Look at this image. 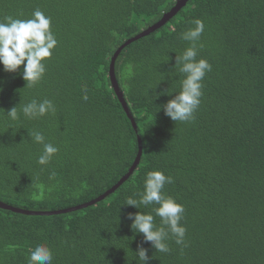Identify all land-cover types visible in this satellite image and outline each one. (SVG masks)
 I'll use <instances>...</instances> for the list:
<instances>
[{
	"label": "trees",
	"instance_id": "1",
	"mask_svg": "<svg viewBox=\"0 0 264 264\" xmlns=\"http://www.w3.org/2000/svg\"><path fill=\"white\" fill-rule=\"evenodd\" d=\"M37 9L51 18L58 43L43 79L29 87L23 66L7 73L0 65V109L19 113L11 120L0 111V202L54 214L0 208V264H28L38 244L51 249L52 264H138V246L148 264H264V0H0V22ZM195 19L205 25L196 59L211 71L195 118L174 122L157 107L175 97L164 93L180 90L176 55L190 46L181 34ZM123 46L114 72L138 132L111 79ZM44 99L54 113L23 115L24 104ZM35 131L59 149L46 165L37 163L43 145L28 136ZM139 136L142 157L124 184L70 211L129 173ZM154 170L173 177L164 194L184 207V244L169 234L166 253L127 219L151 212L160 227L155 206H122L139 199Z\"/></svg>",
	"mask_w": 264,
	"mask_h": 264
},
{
	"label": "clouds",
	"instance_id": "2",
	"mask_svg": "<svg viewBox=\"0 0 264 264\" xmlns=\"http://www.w3.org/2000/svg\"><path fill=\"white\" fill-rule=\"evenodd\" d=\"M7 22H0V65L7 73H16L23 66L22 78L26 87L41 81L46 72V61L52 57L53 50L57 46V39L51 30V18L44 12L34 10L31 18L18 19L11 16L5 17ZM195 27L181 34V38L190 42V46L177 56L174 70H179L183 79L179 81L178 92H167L165 95L175 93L173 99L160 107L166 116L174 122H189L193 120L194 113L201 103L203 95L202 81L207 72L211 71V65L205 59L197 60L199 41L204 32L205 25L200 19L192 22ZM133 68L129 66L127 72L133 74ZM157 87V86H156ZM156 87L154 89H156ZM151 89V88H150ZM153 89V90H154ZM2 91V89H0ZM83 100H88L87 88L84 90ZM157 99L156 95H153ZM154 99V100H155ZM20 105V104H19ZM0 111L5 112L3 109ZM28 119L44 117L55 112V105L51 100H32L24 104L21 109ZM11 120L19 119L18 106L5 112ZM30 142L43 145V151L37 158L39 165L50 163L53 156L59 151L52 143H46L44 135L39 132H28ZM173 183V177L166 176L162 171H148L144 175L143 190L138 192L139 199L126 198L122 206H131L140 209L141 206L154 205L152 212L160 218L161 226L154 224V215L138 211L129 213L127 219L132 221L131 229L136 234H142L145 242H150L156 252H168L167 240L169 234L175 238L177 245L184 244L186 228L182 226L184 207L176 200L164 194L166 184ZM138 264H148L150 259L147 250L138 246L134 253ZM28 264H52L53 253L45 244H38L28 249Z\"/></svg>",
	"mask_w": 264,
	"mask_h": 264
},
{
	"label": "water",
	"instance_id": "3",
	"mask_svg": "<svg viewBox=\"0 0 264 264\" xmlns=\"http://www.w3.org/2000/svg\"><path fill=\"white\" fill-rule=\"evenodd\" d=\"M150 30H154V28H151ZM150 30H147L146 32L140 34L139 37H142L145 34L149 33ZM139 37H136L135 39H137ZM133 40L134 39H131L130 41L127 42V44H130ZM123 48H124V46L121 47L116 52V54L113 57V61H112V65H111V79H112V83L114 85L115 90L117 91L118 95L120 96V99H122L123 105H124V107H125L128 115H129V117L132 119L133 125H134L136 131L138 132V128H137V125H136V123L134 121V118H133L132 114L130 113L127 104L125 103V101L123 100V98H122V96L120 94V91H119V88H118L117 82H116L115 72H114L115 61H116L118 55L120 54V52L122 51ZM142 153H143L142 141H141L140 136H139V154H138V156L136 158V161H135L134 165L130 169L129 173L113 189L107 191L105 194H103L102 196L98 197L97 199L91 201L90 203L83 204L81 206L75 207L74 209H71L70 211H79V210L85 209V208H87L89 206L95 205L98 202H101L102 200L106 199L110 194L114 193L115 190L117 188H119L121 185H123L124 182L128 179V177L134 172V170L136 169L137 165L140 163V159L142 157ZM0 208L7 209V210H11V211H13L15 213L25 214V215H34V216H37V215H46V214L52 215V214H54L53 212H50V213H41V212H36V211L22 210V209H18V208H15V207L6 205L3 202H0ZM60 212L64 213V212H67V211L64 210V211H60ZM56 213H59V212H56Z\"/></svg>",
	"mask_w": 264,
	"mask_h": 264
}]
</instances>
